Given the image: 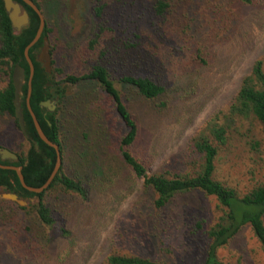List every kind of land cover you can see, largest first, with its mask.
I'll list each match as a JSON object with an SVG mask.
<instances>
[{
	"label": "trees",
	"instance_id": "trees-1",
	"mask_svg": "<svg viewBox=\"0 0 264 264\" xmlns=\"http://www.w3.org/2000/svg\"><path fill=\"white\" fill-rule=\"evenodd\" d=\"M13 1L26 12L28 22L18 33H13L0 0V147L15 153L17 161L3 160L0 164L20 166L23 182L30 187H39L53 168L55 151L38 138L25 103L28 65L23 48L35 34L38 16L22 0ZM30 1L42 15L54 14L61 5L54 0V8L49 9L38 0ZM235 1L251 5L262 2L89 0L88 34L71 50L76 63L82 64L84 60L88 69L77 75L64 73L60 80L72 85L83 83L71 95H67L59 85L60 81L52 77L62 70L53 66L51 73L46 74L34 59L42 36L49 40L50 57L56 48L54 32L43 18L40 37L27 51L32 64L27 103L45 137L57 145L60 163L49 184L38 193L23 188L12 169L0 168L1 189L20 198H37L30 206L34 211L32 216L27 215L28 218L18 211L24 210L23 207L0 200V237L9 246L10 251L7 252L13 251L16 258L9 264H29L27 259L35 263L40 257L47 258L49 255L45 250L51 241L46 230L56 223L59 238H69L73 212L88 201L90 191L103 193L107 185H113L122 170L131 174L133 179H140L139 189L111 227L106 253L98 264H169L150 256L155 249H162L157 227L162 224V210L169 199L189 191L213 196L219 211L204 230L208 244L202 264H220L216 259V249L227 243L243 226L249 227L257 241L264 264V182L238 194L232 187L212 177L216 155L227 142L231 124L248 119L250 124L258 125L264 135V68L261 60L256 58L252 61L248 73L240 78L228 101L212 112L202 127L185 142L184 150L188 154L184 163L189 166L185 171L149 173L147 164L150 159L146 153L141 152L137 156L129 151L136 138L137 120L125 107L113 82L116 79L133 98L141 99L140 102L137 100L139 106L158 112L167 111L172 98L178 101L188 92L198 94L201 91L197 90L198 87H190L191 80L184 90H178L183 85L181 80L193 76L199 79L208 66V60L215 57L216 53L210 49L223 41L226 32L230 33L236 27L239 18L232 9ZM15 63L24 72L19 99L26 137L18 129L11 103L10 73ZM99 93L102 98H108L123 126L117 150L109 154L111 161L99 158V154L104 153L100 146L104 136L100 130L102 121L99 120L98 107L95 110L90 107L99 100ZM44 100H54L55 108L48 111L40 107L39 103ZM94 116L95 130L90 138L83 130L90 128L89 117L92 119ZM70 125L81 133L68 144L66 132ZM32 140L37 149H34ZM251 144L254 147L257 141ZM67 199H70V204ZM5 208H9L10 213L5 212ZM54 212L60 215L63 224L56 222ZM32 226L36 228L34 231ZM199 228H202V223L197 221L195 230ZM115 244L121 248L115 249ZM67 245L70 247L71 243ZM59 252L63 254L64 250L57 247L54 260ZM5 260V257L0 258V264Z\"/></svg>",
	"mask_w": 264,
	"mask_h": 264
},
{
	"label": "rangeland",
	"instance_id": "rangeland-1",
	"mask_svg": "<svg viewBox=\"0 0 264 264\" xmlns=\"http://www.w3.org/2000/svg\"><path fill=\"white\" fill-rule=\"evenodd\" d=\"M60 7L54 14L43 15L47 20L56 45L50 57V73L56 66L61 73L52 74L54 80L60 81L64 73L80 74L88 68L84 60L81 64L74 59L72 49L89 31V0H58ZM226 1V0H225ZM258 5L240 4L235 1L233 11L238 15L239 22L230 33L226 32L222 42L214 45L213 60H208V66L202 71L199 79L193 76L181 80L184 90L186 83L193 81L191 88L200 90L198 94L188 92L183 99L172 98L165 112L142 108L138 101L126 89L121 88L116 79L114 86L120 92L125 107L137 120V133L129 151L134 155L141 152L150 159L147 164L149 173L154 171H171L188 169L185 162L188 151L184 150L185 142L194 131L200 129L207 117L228 101L236 90L240 78L247 74L254 59H260L264 68V0H256ZM56 2L47 0L45 7L53 9ZM47 38V37H46ZM48 49L50 43L48 44ZM52 60V64H51ZM53 72V71H52ZM67 95L77 92L83 85L69 84L60 81ZM189 87V85H188ZM189 90V88H188ZM189 94V95H188ZM93 110H100L99 120L102 121L100 130V146L103 154L99 158L111 161L109 154L117 150L118 139L123 133V126L116 118L115 112L108 102L102 98L91 104ZM55 108V107H54ZM53 108V109H54ZM92 119L90 128L83 130L90 138L93 137ZM98 120V121H99ZM92 124V125H91ZM81 133L71 125L66 132V141L71 144ZM101 134V132L99 131ZM91 135V136H90ZM220 147L214 162L212 177L222 184L232 187L238 194L249 190L255 184L264 182V135L259 126L250 124V120L241 119L228 128V139ZM257 141L256 146L252 142ZM153 155V158L151 157ZM145 158V157H144ZM139 180L133 179L126 170L119 173L113 185H107L103 193L89 192L88 201L78 207L72 215L69 238H59L57 224L47 229L50 245L45 250L47 258L40 257L38 261L29 264H98L106 253L109 243L110 229L119 216L127 208L131 199L139 189ZM104 187V186H103ZM70 204V199H67ZM29 203L21 213L32 216L33 209ZM86 204V205H85ZM9 212V208L4 209ZM56 222L63 224L59 214L54 212ZM219 214L216 200L213 196L204 195L198 191L177 194L169 199L162 210V224L157 229L158 240L162 242L160 250L150 255L156 261L169 264H202L208 239L204 230ZM200 221L202 228L195 230V223ZM264 222V215H263ZM33 231L36 229L34 226ZM42 231V230H41ZM43 232V231H42ZM45 232V233H46ZM44 233V234H45ZM64 240V241H63ZM71 243L68 247L67 244ZM58 249L64 250L54 260ZM115 249L121 246L115 244ZM19 248V247H17ZM7 243L0 237V258L5 257L3 264H9L16 259ZM216 259L220 264H263L262 253L248 226L241 227L236 234L223 246L216 249ZM42 258V260H41ZM12 260V261H11ZM18 263V262H17Z\"/></svg>",
	"mask_w": 264,
	"mask_h": 264
},
{
	"label": "water",
	"instance_id": "water-1",
	"mask_svg": "<svg viewBox=\"0 0 264 264\" xmlns=\"http://www.w3.org/2000/svg\"><path fill=\"white\" fill-rule=\"evenodd\" d=\"M22 1L25 4H27L28 6H30L38 16V26L36 28L35 34H34L33 38L27 43V45L23 48V56H24V59L28 65V81H27V93H26V99H25L26 102L25 103H26V107L29 111V114L31 116L32 123H33L34 129L36 131L38 138L41 141H43L45 144L51 146L54 149V151H55V162H54L53 168H52L49 176L47 177L45 182L42 185H40L39 187H30V186H27L23 182V178H22V175L20 172V166L1 165L0 164V168L12 169L16 174V177L18 179L19 184L23 188H25L28 191L38 193V192L42 191L51 181L53 175L56 173V171L58 169V166L60 163V158H59V150H58L57 145L55 143L49 141L45 137V135L43 134V132L41 131V129L37 123L35 116L33 115L32 111L30 110L28 103H27V99L29 96V80H30L31 75H32V64H31V61L28 57L27 51H28L29 47L31 45H33L35 43V41L40 37L44 22H43V18H42V15L40 14L39 10L30 0H22ZM1 2L3 5V9L6 13V16L9 20L12 32L15 34L18 33L19 30L24 25H26L28 22V17H27L26 12L23 9H21L20 5L17 2H15L13 0H1ZM34 59H35V61H37L40 64V66L42 67L43 71L46 74H50V57H49V52H48V41H47L46 36L41 37V45L39 46V48L35 54ZM23 81H24L23 69L17 63H15L13 65V67L11 69V73H10V82L12 85L11 103H12V107H13V116L16 120L18 129L23 134V136L26 137V134L24 133V127H23V121H22V115H21V107H20V99H19L21 85H22ZM54 102H55L54 100H51V101L44 100V101H41L39 103V106L45 107V109H47L48 111H52L54 108ZM32 143H33L34 149H37V146L33 140H32ZM3 160H6L8 162L17 161V155L15 153H13L12 151L6 149V148L0 147V161H3ZM58 175H60V174L58 173ZM0 200L11 201L20 207H27L29 205V203L36 202L37 198L36 197L28 198V199L20 198L15 193L8 191V190H3L0 188Z\"/></svg>",
	"mask_w": 264,
	"mask_h": 264
},
{
	"label": "flooded vegetation",
	"instance_id": "flooded-vegetation-1",
	"mask_svg": "<svg viewBox=\"0 0 264 264\" xmlns=\"http://www.w3.org/2000/svg\"><path fill=\"white\" fill-rule=\"evenodd\" d=\"M39 2H41V5H42V3L43 4H45L46 3V1L47 0H38ZM58 1V0H57ZM32 2V1H31ZM59 2V1H58ZM33 3V2H32ZM60 3V2H59ZM34 4V3H33ZM35 5V4H34ZM36 6V5H35ZM30 7V6H29ZM31 8V7H30ZM43 8V7H42ZM59 8V7H58ZM32 9V8H31ZM38 9V8H37ZM33 10V9H32ZM39 10V12H40V14L42 15V13H41V11H40V9H38ZM37 15V14H36ZM42 18H43V15H42ZM47 41H48V44H49V40L47 39ZM49 46V45H48ZM48 52H49V49H48ZM50 57V56H49ZM54 106H55V102H54ZM45 108V107H44Z\"/></svg>",
	"mask_w": 264,
	"mask_h": 264
}]
</instances>
